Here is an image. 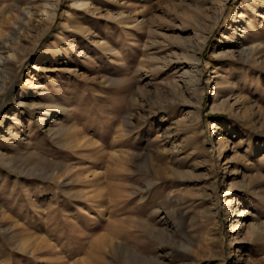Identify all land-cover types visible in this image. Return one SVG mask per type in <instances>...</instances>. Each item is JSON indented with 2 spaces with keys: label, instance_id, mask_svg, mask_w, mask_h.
<instances>
[{
  "label": "rangeland",
  "instance_id": "374dc122",
  "mask_svg": "<svg viewBox=\"0 0 264 264\" xmlns=\"http://www.w3.org/2000/svg\"><path fill=\"white\" fill-rule=\"evenodd\" d=\"M83 1L41 38L53 0L0 3V264H264V64L222 55L263 49L264 0H228L172 99L218 0Z\"/></svg>",
  "mask_w": 264,
  "mask_h": 264
},
{
  "label": "bare ground",
  "instance_id": "6f19581e",
  "mask_svg": "<svg viewBox=\"0 0 264 264\" xmlns=\"http://www.w3.org/2000/svg\"><path fill=\"white\" fill-rule=\"evenodd\" d=\"M7 1L8 0H0V3H2L1 8H2V10H4V12L7 14V16L9 14H11V9H10L11 7H18L19 8V4H23L21 2H24V0H13V1L11 0V2L6 3ZM43 1H45V0H43ZM193 1L199 2L200 0H193ZM59 2H60V0H53V2H51V3L42 2V5L37 10L39 12L38 14H39L40 18L44 22L43 23L44 29L41 30L42 32L40 31L41 33H38L39 37L41 35H43L45 32H47L52 27V25L55 21V18H56L57 11L59 9ZM227 2H228V0H218V3H217L218 5L216 8L215 14H214V16H212L210 18V23L208 25H206L205 23L204 24H202V23L196 24L197 27L194 28L196 30H195V33H193L194 34L193 37L181 38L182 48L186 52V54H184V55L186 56V58L188 56L189 63H187V64L190 67L194 68V73H190V80L188 82H185L181 86V88L178 87L174 81H170L168 83L167 88H166V92H167V95L170 97V99L177 98L176 94L179 92V89H182L183 91L189 89L188 88L189 84L192 86L193 89H195V90L197 89V85H199L198 83H200L199 80H200V75H201V70L199 68L201 61H202L201 53H202L203 49L206 47L207 42H208L209 38L211 37L215 26L219 23L220 19L223 17ZM78 3H80L79 5H84L83 0H75V4L77 5ZM48 5L51 6L50 10L47 9ZM178 7H179V9L181 8L180 10H185L188 8L186 6V4H184L182 1H180L179 3H176V5H174V7H171V9L176 11V9ZM25 10H26V12H25ZM0 11H1V9H0ZM29 12H30V9H26V8L22 9L21 15L19 16V22L15 21L13 23V29L11 30V33H9V35H5L4 43H6V42L8 43V41L12 42L13 40H15L17 38V35H16L17 30H24L25 29L24 28V22L26 21V18L24 15L29 13ZM195 15H196V17H200V16L202 17L205 14H204L203 10H199V11H196ZM154 21L156 22L155 19H152V22H154ZM185 26H191L190 22L188 24H186ZM231 44L230 45H231V47H233L232 48L233 50L225 51L222 54L226 58H231L232 60L233 59L238 60L239 65L243 66L244 64L251 63L253 58L255 56H258L257 58H260V64H262V65L264 64V47H263V49H258L256 47L243 48L241 45H237L236 43L232 42ZM12 56H13V52L8 51V54L5 57L4 47H3V45H1V47H0V66L2 67L1 69H3V70H1V72L5 73L6 76H8V74H9V72L7 70L10 67L8 65H12L11 63L8 62L9 57H12ZM170 63H174V64H176L175 66H177V64H179V65L182 64V60L177 59V61H170ZM183 63H186V62H183ZM170 68H172V67H170ZM184 73H187V72H184ZM2 90H3V85L2 86L0 85V93L2 92ZM216 95H217V91L214 90L213 97ZM170 101H172V100H170ZM1 102H2V100H1ZM220 106L222 108H225L224 107V101H222ZM243 109H244L243 113L247 112V110H249V108L247 109V107L246 108L244 107ZM41 122H43V120H41ZM67 130H68L67 128H65L63 126H59L56 130H54L53 134L63 135V134H65L64 132L67 133ZM68 143H69V141H68ZM226 147H227V145L225 146V148ZM242 214H243V212H240L237 216H241ZM237 225H238V222L236 221L233 223L232 228L237 227Z\"/></svg>",
  "mask_w": 264,
  "mask_h": 264
}]
</instances>
